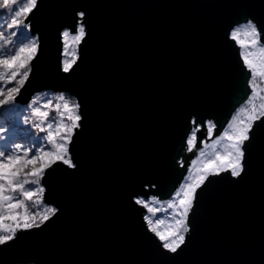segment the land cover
<instances>
[{
    "label": "water",
    "instance_id": "obj_1",
    "mask_svg": "<svg viewBox=\"0 0 264 264\" xmlns=\"http://www.w3.org/2000/svg\"><path fill=\"white\" fill-rule=\"evenodd\" d=\"M78 11L87 36L67 75L60 33ZM244 17L264 24V0H40L30 17L40 53L17 100L53 91L81 103L77 166L47 177L57 215L0 246V264H264V129L247 146L245 174L214 177L200 193L177 253L160 247L130 200L145 185L166 193L186 174L192 116L220 134L249 94L226 38Z\"/></svg>",
    "mask_w": 264,
    "mask_h": 264
},
{
    "label": "snow or ice",
    "instance_id": "obj_2",
    "mask_svg": "<svg viewBox=\"0 0 264 264\" xmlns=\"http://www.w3.org/2000/svg\"><path fill=\"white\" fill-rule=\"evenodd\" d=\"M39 5L40 0H0V21L7 18L0 24V246L14 242L20 233L39 228L57 215L59 209L45 203L47 177L59 165L72 169L77 166L71 146L76 130L82 127L81 103L64 92L46 100L47 93L34 94L27 102L17 100L40 53V36L30 19ZM86 24V12L78 11L72 24L61 30L60 71L64 74L70 75L78 67L80 45L87 36ZM226 38L239 49L248 74L249 94L224 122L227 127L221 124L220 134L215 131L216 122L190 118L192 127L184 146L195 153V158L169 191L151 194L149 185H145L130 197L143 210L147 230L169 253H177L186 244L191 231L190 215L212 178L225 173L241 178L245 174L247 146L256 130L264 129V87L258 83L264 82V24L244 17L230 25ZM198 133L204 137L199 140V148ZM177 163L184 167L183 159ZM31 208L37 210L33 212Z\"/></svg>",
    "mask_w": 264,
    "mask_h": 264
},
{
    "label": "trees",
    "instance_id": "obj_3",
    "mask_svg": "<svg viewBox=\"0 0 264 264\" xmlns=\"http://www.w3.org/2000/svg\"><path fill=\"white\" fill-rule=\"evenodd\" d=\"M6 19L7 18H5V20L4 21H0V24H3V23H5L6 22ZM44 93H47V95L44 97L45 98V100L46 99H48L49 97H51V96H54V95H56V94H58L59 92H53V91H44V92H40L39 94H44ZM66 95H69V96H71L70 94H68V93H66V92H64ZM71 97H73V96H71ZM52 115H55V113L53 112L52 113ZM32 131L33 132H35L36 130L35 129H32ZM39 135H43V133H38ZM17 142H19V143H24V141L23 140H18ZM31 211H33L34 212V210H36L35 208H31L30 209Z\"/></svg>",
    "mask_w": 264,
    "mask_h": 264
},
{
    "label": "flooded vegetation",
    "instance_id": "obj_4",
    "mask_svg": "<svg viewBox=\"0 0 264 264\" xmlns=\"http://www.w3.org/2000/svg\"><path fill=\"white\" fill-rule=\"evenodd\" d=\"M198 135V140H197V147L199 148V147H201V145H200V143H199V140L200 139H203L204 137H201L200 136V134H197ZM215 137V136H214ZM213 139V138H212ZM211 141H209V143H210ZM195 158V153L194 152H192V153H190L189 154V156H188V160H187V165H188V167H189V165H190V161H191V159H194Z\"/></svg>",
    "mask_w": 264,
    "mask_h": 264
},
{
    "label": "rangeland",
    "instance_id": "obj_5",
    "mask_svg": "<svg viewBox=\"0 0 264 264\" xmlns=\"http://www.w3.org/2000/svg\"><path fill=\"white\" fill-rule=\"evenodd\" d=\"M258 83H260V87H264V82H260V81H258ZM235 114V113H234ZM227 127V126H226ZM214 139H216V137L214 138ZM213 139V140H214ZM209 144H211V142L209 143ZM48 205V204H47ZM49 206H52V205H49ZM37 210V209H36ZM36 210H34V212L36 211ZM163 230V229H162Z\"/></svg>",
    "mask_w": 264,
    "mask_h": 264
}]
</instances>
